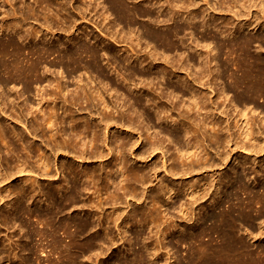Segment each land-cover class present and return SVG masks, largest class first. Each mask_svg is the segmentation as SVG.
I'll return each instance as SVG.
<instances>
[{
  "label": "bare ground",
  "instance_id": "6f19581e",
  "mask_svg": "<svg viewBox=\"0 0 264 264\" xmlns=\"http://www.w3.org/2000/svg\"><path fill=\"white\" fill-rule=\"evenodd\" d=\"M83 1V5H86L89 11L90 7H94L98 16L104 21L112 15L119 20V23L122 22L127 25L133 23L137 17H142L143 21L146 20V23L141 24V29H138L140 31L139 38L136 36L133 39L135 35H128L127 32L119 30L115 31L117 32L115 33L116 37L113 34L108 35L117 44L119 42L130 43L128 47L133 55L130 54L131 52L123 55L125 53L122 52V49L123 54L117 49L114 52L117 55L120 54L123 60L129 63V66L131 64L139 67L129 72L147 80L145 88L151 96H145L146 98L142 101L133 100L129 102L127 100V102L124 101L123 105H120L118 99L125 96L123 95L124 92L120 93L123 96L118 98L116 94L120 92V89L109 87L114 99H117L115 102L120 103L117 106L118 104L116 105L113 100L108 102L104 96V93L109 92V88L92 87L85 80L83 81L84 76L81 77L83 71L82 74L80 73L82 68L95 72L101 77H107L101 67L100 56L101 50L104 51L102 54H107L109 48H104V41H99L100 47L78 42V35L68 37L65 40L62 39L61 42L56 43L54 31L51 29V21L57 19L65 22L68 8L66 0H57V2L56 0H33L37 6H43V16L25 0H0V229L17 226L16 228L22 231L19 243L21 254L16 263L32 264V254H36V257H33L39 262L42 259L40 257L43 256L49 264H83L82 259L86 256L98 258L102 252H105L102 251L104 249L110 251V247L123 246V249L126 248L129 251L122 252L119 248L117 253L126 254L127 259L125 261L118 259L119 254L118 258L114 259L115 254L110 251L108 259L104 262L107 264H160L158 261L160 249L164 248L163 250L168 251V248L171 247L170 249L176 248L178 252V246L188 244L190 250L188 264H264V246L251 248L250 244L239 235L240 232L246 233L248 239L253 243L264 239V210H258L253 214L238 205L236 208L229 207L228 210H221L218 213L210 212V209L220 203L224 195L232 198L238 190L248 189L246 187L247 182H245L247 176L243 171H237V166L240 163L236 167H232L233 170L230 174L228 172L226 174L224 171L226 175L222 174L221 178L218 177L220 180L222 179L226 189L222 188L223 194L218 191L219 189L215 190L216 195H219L218 200L216 198L213 199L214 201L210 200L211 204L203 208L199 217L195 216L192 205L197 201V195L200 196V191L198 192L195 187L190 192L186 190V193L191 197V203L187 207L181 202V198H178L181 194L179 189L175 190L170 185L173 184V181L169 184L164 179L168 175L172 177V175L181 176L193 173L196 171V165L205 161L210 163L213 157L209 156L212 158L208 159L207 156L210 152L206 151V145L202 147L204 140L200 141L199 136L219 144L230 140L229 137H232V132H229L224 139L220 132H228L229 126H222L212 118L218 104L210 100L206 94L203 95L204 93H202V96L200 90L195 89L194 86L196 85L192 86L195 83L190 85L186 80L189 77L181 78L176 74L177 70L187 71V75H193L190 80H199L200 83L205 77L209 79L212 75V79L216 81L227 73L231 78V83L228 86L216 88V97L222 100L230 95L229 92L233 93V95L231 94L233 97L229 98V105L235 102V105L238 103L244 107V109L238 110L236 108L238 104L236 107L232 106L239 112L236 113L239 116L238 121L242 117H246L249 105L255 107L257 97L264 98V34H256L260 30L264 31V23L261 24V21L264 22V0H215V3H212L213 6L208 7L202 16L197 15L196 10L199 4L197 0H133L146 7L145 9L135 8L134 10L127 6V0ZM201 1L207 6L211 4L209 0ZM252 7H256L255 15L254 17L252 15L253 18H249L250 20L244 23L240 21V23L238 21L230 23L228 20L223 25L218 26L217 20L221 17L215 18L213 17L214 14L211 16L209 13L210 10L233 12V17L239 18L243 17L246 12L250 14ZM182 18L192 22H189L188 26L180 25L177 21ZM196 20H200L199 24L204 28L203 30L212 26L211 28L220 34L219 38L216 35H210V33L203 35L202 38L205 41L212 38L211 41L213 42L201 44V48H199V41L201 40H197L198 42L195 44L193 43L196 40L190 42L189 49H193L201 59L200 67L195 69L197 71L192 72L195 66L189 63L190 59H187L188 55L185 53L184 55L177 53V57L169 59L166 53L163 54V58H160L155 51H147L151 48L147 46H145L147 49L144 48L147 52L144 54L145 56L135 51L140 45L138 39H144L147 44H150L149 46L152 43L164 50L176 51L178 45L174 39L176 38L181 46L184 45L181 33L185 31L186 27H191V23L195 25ZM246 28L254 33L235 37L237 33L245 32ZM111 29L107 31L112 33L113 29ZM61 30L67 33L69 29L64 27ZM230 36L231 39L227 42L222 40V37L230 38ZM94 40L96 42V38ZM26 47L28 48L27 51L24 49ZM139 48L137 51H143L141 47ZM225 49L228 51V56L236 54L235 62L229 57L223 62L221 53ZM229 61H232L231 64H235L234 66L238 68L240 73L229 72ZM160 62L168 63L170 69L165 68L166 66L162 67L163 63L160 66ZM211 63H214L213 67L215 68H211ZM124 64L126 65V63ZM56 73L59 74L56 75ZM117 74L119 75V73ZM162 81L167 86H156V88L151 86L158 85ZM215 81L214 83H216ZM120 82L123 83L122 80ZM19 83H22V87H15ZM3 85H12L6 86L9 88V93L1 89ZM207 89L210 90L211 88L208 87ZM126 95H128L127 90ZM187 95L189 97H186ZM109 97H111V93ZM162 99H165L164 101L169 102V104L163 105ZM57 100L61 102V112H59ZM143 105L154 108V115H146L149 122L152 123L154 120L164 123L175 121L178 122L176 128H161L155 133H150L153 125L143 126L142 143L146 140L149 146L144 150L137 149L136 152L129 151L130 148L127 149L128 145L132 143L131 138L122 135L120 139L115 137L110 141L108 133L112 130V126H126L134 133H139L138 129L141 128L139 117L142 114L138 113V109ZM222 105L224 106V103ZM225 107L223 108L225 109ZM258 107L260 108L259 112L263 113V117L257 116L264 118V104L257 105ZM167 111H174L177 115L176 118H173L172 115L174 114L172 113L164 115ZM114 112L119 114V118H115L118 115H114ZM248 116L245 119V124L244 121L242 122L244 126L240 123L241 121L235 126L239 138H247V140L253 129L248 122L254 118ZM22 119L28 120V124L23 123V128L20 129L18 124H22L20 123ZM235 121L237 122V120ZM126 123L128 124L126 125ZM257 130V136L264 140V128L260 130L257 127ZM38 136L46 140L44 149L34 141L35 138L36 140L40 138ZM141 137L142 134L139 135L138 139ZM162 137L167 142L173 143L172 145L177 151L178 161L183 165L181 171H178V168L173 167V165L169 167V170L164 169L166 155L161 145L164 140ZM250 137L249 140H252ZM252 141L248 142L251 143ZM243 144L242 142L240 147H243ZM130 146L133 148L135 145ZM204 148H206L205 151H203ZM250 148L254 150L255 143ZM158 149H161L162 159L165 158L161 167H157L155 161L151 164L147 163V158L151 155L155 157V151ZM147 150L149 151L145 154ZM126 151H129L132 159L134 157L137 162H145L146 165L141 166V168H138L137 165V168L132 167L134 165L130 166ZM60 152L63 153L64 159L69 157L70 160L73 159V162L79 163L75 164L71 161L69 163L62 158L59 166L65 170V175L61 182L57 177L59 171L55 164L57 161H53V155L55 153L58 155ZM203 152L206 156L202 155ZM84 164L86 165L84 166ZM200 166L202 165L200 164ZM161 168L164 169L163 175H160ZM220 180L216 182L219 185ZM213 181L212 179L200 186L203 187L202 196L215 185ZM233 184L234 186H232ZM255 184L257 183L255 182ZM149 186L150 190L148 189ZM93 195L96 199L92 197ZM128 195L139 205L131 208L132 213L129 214V211L125 217H122V214L125 213L124 210L121 211L123 213L117 212L114 206L118 205L120 200H125L128 207L130 205L126 199ZM175 198L178 199L173 202ZM253 200L254 204L255 202L264 203V191L262 194L255 193ZM87 202H89L88 208L85 205ZM80 203L83 204L80 205ZM106 206L113 208L111 212L108 211L110 213H106ZM84 207L89 209L88 212L85 211ZM163 207L167 211L178 208V214L194 220L195 224L190 223L188 227L181 229L182 231H179L180 228L178 229L177 225L171 224V227L175 228V232L182 234L177 239L175 238V243L167 242L168 234L171 233L172 229L169 232L163 229L164 232L161 229L162 224L167 225V222L173 223L174 221L168 215L165 217V212L162 214ZM262 207L264 208V206ZM250 209L252 208L250 207ZM81 212H84L85 215L83 216ZM138 216L139 218H137ZM203 221L205 223L210 221V226L201 225ZM148 223L156 228V238L153 237L155 244L151 248L149 247L151 237L145 235V226ZM134 226L137 228L133 229L136 231L131 236L128 233ZM151 227L148 225V228ZM154 227L153 229H155ZM100 229L101 233L98 231ZM213 233L217 234L219 241L213 243L211 238L207 239L208 241L204 240L206 235L210 236ZM2 241L0 240V246L4 245L5 248ZM44 244L49 246V249H52V252L57 253L58 256L53 258L52 255H49L51 250L45 253ZM38 250L41 251L39 252L40 257V254L37 255ZM109 256H111L112 261L114 260L113 263H110ZM96 258L95 260H97ZM3 259L0 256V262ZM163 264H182V261L178 263L165 261Z\"/></svg>",
  "mask_w": 264,
  "mask_h": 264
},
{
  "label": "rangeland",
  "instance_id": "374dc122",
  "mask_svg": "<svg viewBox=\"0 0 264 264\" xmlns=\"http://www.w3.org/2000/svg\"><path fill=\"white\" fill-rule=\"evenodd\" d=\"M25 1H27V2H29L30 4H32L35 8H36V10H37V12L41 15V16H43V14H44V10H43V6H37L34 2H33V0H25ZM82 1L83 0H66V2H67V11H66V19H65V22H63V20H57V19H53L52 21H51V29L54 31V36H55V39H56V43H59V42H61V40L63 39V40H65V39H68V37H76L77 35H78V42H81V43H86V44H88V45H92V46H96L97 47V45H98V47H100L99 46V44L101 45V43L99 42V41H104V48L105 49H108V52H107V54H102V52L104 53V51H102L101 50V56H100V63H101V67L104 69V72L107 74V77L106 78H104V77H101L100 75H98L97 73H95V72H91V71H89V70H87V69H84V68H82V70H80V73L82 74V71H83V74L81 75V77H83L82 79H83V81L85 80V82H87L89 85H91L92 87H97V88H106V89H108L109 87H111V89L113 88V89H116V88H119L120 90V92L118 93V94H116L117 96H118V98L119 97H121V96H123V95H125V96H123V97H121V98H119L118 99V101L121 103H119V102H115V101H117V99H114V97H113V93L111 92V89L109 90V94L108 93H104V96H105V98L108 100V102L109 101H111V100H113L114 102H115V104L117 105V106H119V104L120 105H123L124 104V101L125 102H127V100L130 102H132L133 100H140V101H142V100H144L147 96L149 97V96H151L149 93H147V90H146V85H147V83H146V81L147 80H143V79H141L140 78V76L138 77L136 74H133V73H130L129 71H131V70H133L134 68H139V67H136L135 65H131L130 64V66L128 65L129 63H127V62H125L124 60H123V58H122V56L120 55V54H118L117 55V53L116 52H114V51H117V50H120V53L121 54H123V53H125V54H123V55H126V54H128V53H130L131 51V49L128 47L129 46V44L130 43H128V42H119L118 44H119V46H118V44L115 42V41H113L112 40V38H110L109 37V35L108 34H113L114 35V37H116L117 35L115 34V33H117V32H115V31H125V32H127V34L128 35H135V37H133V39L134 38H136V36H138L139 35V33H140V31L138 30V29H141V24H143V23H146V20L145 21H143V19H142V17H137V18H135L134 19V22L133 23H131L130 25H127L126 23H122V22H120L119 23V20H117V18H115V16H110V18L109 19H107L106 21H104L102 18H100L99 16H98V13L96 12L97 10H95V8L94 7H90V11H89V9H88V7L86 6V5H83V3H84V1H83V3H82ZM197 1H199V4H198V9L196 10L197 11V15L198 16H202V14H203V12H205V10H207V8L208 7H210L211 5H212V3L214 4L215 3V0H209L210 1V5H205V3H203L201 0H197ZM218 1V0H217ZM56 2H57V0H56ZM80 2H81V4H80ZM86 3H88V2H86ZM127 6H129L130 8H131V10H134L135 8H139V9H145L146 7L145 6H143L141 3H138V2H135V1H133V0H127ZM213 6V5H212ZM215 7H217V5H215ZM214 9H216V8H214ZM223 10H224V8H223ZM255 10H256V7H252L251 8V11H250V14L248 13V12H246L245 13V15L243 16V17H233V12H231V13H228V12H218L217 10L215 11H209V13L211 14V16L213 15V17H215V18H219V17H221V19H218L217 20V25L218 26H220L221 24L223 25L226 21H228L229 20V22L230 23H234V22H236V21H240L241 23H244V22H246L247 20H250L251 18H253L254 17V15H255ZM207 12V11H206ZM247 15V16H246ZM252 15H253V17H252ZM82 17V18H81ZM84 17V18H83ZM250 18V19H249ZM59 21H61V22H59ZM200 21V20H199ZM199 21H197L196 20V22H195V25H193V23H191L190 25H191V27H186V29H185V31H183L182 33H181V36H182V38L184 39V45H182L181 46V44H180V42L178 41V40H176V38L174 39V42H176V44L178 45V47H177V49H176V51L175 50H164L162 47H158V46H156L155 44H152L151 43V46H149L150 44H147L146 43V41L144 40V39H138L139 38V36H138V40L140 41V45H139V47H141V49H143V51H137V50H139L140 48L138 47V48H136V52H138V53H140V54H142V55H144V54H146L147 52H145V49H147V47L148 48H150V49H147V51H155L156 53H157V55H158V57H160V58H163V56L165 55V53L169 56V59L170 58H172V57H177L178 56V54L177 53H181V54H183L184 55V53H185V55H188L187 56V59H190V61H189V63H191V65L193 64L195 67H193V69L194 70H192V72L193 71H197V70H195L196 68L198 69V67H200V62H201V59H199V57H198V55H197V53H195L194 51H193V49H189V44H190V42H192V41H194V40H196V41H194V43L193 44H195V42H198L199 40H201V41H199L200 42V46H199V48H201V44L203 45V44H205V43H210V41L211 40H213L212 38H208V40L207 41H205L203 38H202V36L203 35H205V34H207V33H210V35H216L218 38H219V36H220V34H219V32L218 31H216L214 28H211L212 26H210L208 29L207 28H205V30H203L204 28H202L201 27V25L199 24L200 22ZM178 22V24H180V25H183V26H188V24H189V22H192V21H187L186 19H180V20H178L177 21ZM239 22V23H240ZM262 23L261 24H263L264 22L263 21H261ZM113 24H115L114 26H112ZM64 27H66L67 28V33H65L63 30H61V29H63ZM113 29V31H112V33H110L109 31H107V30H109V29ZM201 28V29H200ZM111 29V30H112ZM106 30V31H105ZM203 30V31H202ZM263 30H260V31H258V32H256V34H258V35H261L262 33L264 34V31L262 32ZM70 32V33H69ZM190 32H192V33H190ZM132 33V34H131ZM249 33H254L253 31H250V30H248V28H246V31L245 32H239V33H237L236 34V36L235 37H239V36H242V35H244V34H249ZM50 34V33H49ZM105 34H106V36H105ZM105 36V37H104ZM201 36V37H200ZM94 38H96V42H94L95 40H94ZM191 38H194V39H191ZM196 38V39H195ZM221 38V37H220ZM111 39V40H110ZM229 39H231V36H230V38H228V37H225V38H223L222 37V40H224V41H228ZM58 40V41H57ZM60 40V41H59ZM198 40V41H197ZM113 41V42H112ZM143 41V42H142ZM115 42V43H114ZM202 42V43H201ZM211 42H213V41H211ZM122 43H124V44H122ZM144 45V46H143ZM145 46H147V47H145ZM153 46V47H152ZM155 47V48H154ZM126 48V49H125ZM145 48V49H144ZM155 50H154V49ZM161 48V49H160ZM26 51L28 50V48L26 47V48H24ZM117 49V50H116ZM121 49H122V52H121ZM126 50V51H125ZM158 50V51H157ZM163 50V51H162ZM110 51V52H109ZM142 52V53H141ZM160 52V53H159ZM228 51H227V49H225V50H223V52L221 53L222 55V60H223V62H225V60H226V58H230V60H232V61H234L235 62V60H234V58H236V54H232V55H230V56H228L229 54L227 53ZM168 53H171V54H168ZM131 55H133V53L131 52L130 53ZM164 54V55H163ZM263 54H264V52H263ZM110 55V56H109ZM112 55V56H111ZM115 55V56H114ZM31 56V55H30ZM29 56V57H30ZM119 56H120V58H119ZM145 56V55H144ZM233 57V58H232ZM114 58V59H113ZM102 59V60H101ZM116 59V60H115ZM167 60H168V58H167ZM124 61V62H123ZM161 61V60H160ZM232 61H229L228 63V67L230 68V71L229 72H231V71H233V72H236V73H240L239 72V70H238V68L236 67V66H234L235 64H231L232 63ZM124 63H126V65L124 64ZM163 62H160V66H161V64H162ZM213 64L214 63H211V68L213 69V68H215V67H213ZM122 65H124V66H122ZM192 65V66H193ZM104 66V67H103ZM127 66V67H126ZM166 66V67H165ZM197 66V67H196ZM162 67H165V68H167V69H170V66L168 65V63H163L162 64ZM124 68V69H123ZM127 68H129V69H127ZM52 71H54L53 70V68H52ZM126 71V72H125ZM84 72H86V73H84ZM94 73V74H93ZM117 73H119V75L121 76H124V77H120ZM128 73V74H127ZM59 73H56V75H58ZM109 74V75H108ZM176 74H178L181 78H183V77H189V78H183V79H186L189 83H190V85H192L193 83H195V84H193L192 86H194V85H196V86H194L195 87V89H197L198 91L200 90V92H201V95H202V93H204L203 95H205L206 94V96H208V98L210 99V100H212L213 102H215L216 104H218V108H217V110L216 111H214L215 112V114L214 115H212V118L213 119H215L216 121H218L222 126H226V125H228L229 126V128H230V130L228 131V132H220L222 135V137L224 138V137H227V135L229 134V132H232V137H229V139L230 140H226V142L224 141V142H222V143H215V142H212V141H209L208 139H206V138H204L203 136H199L198 138L200 139V141H203L204 140V144L202 145V147H204L205 145V147L207 148V152L209 153L210 152V154L207 156L208 157V159H211L212 157V159H211V161H210V163H207L208 161H205L204 163H207L206 165L202 162V163H200L202 166H200V164H198V165H196V171L195 172H191L190 174H183V175H172V177L170 176V175H168V177H166V178H164L166 181L165 182H167V183H169V182H172L173 181V184H170V185H172L173 187H174V189L175 190H178L179 189V191L181 192V194L179 195L180 197H178V198H181V202H183L184 203V206H189V203H191L190 202V196L186 193L187 191H192V189H193V187H195V189H197V191L199 192L200 191V193L202 194V192H203V187H200V186H202L205 182H207V181H210V180H214L213 182H214V184L215 185H213L209 190H208V192L207 193H205V194H203V196L200 194V196L199 195H197V197H196V202L192 205V210H193V212H195V216L196 217H199V214H201L202 212H203V208L204 207H206V206H208L209 204H211V201H214L215 200V198L217 199L218 198V196L219 195H216V191L215 190H218L220 193H222L223 194V191L226 189V187H224V184H223V182H222V179L220 180V178L223 176V175H226L227 174V172L230 174L231 172H232V167L234 166V167H236L237 166V164L238 163H240V165L239 166H237V171H240V172H244L245 173V175L247 176L246 178H245V182H247V184H246V187H248V189H246V190H238V192H237V194L235 195V196H233L232 198H228V197H226L225 195H224V197L222 198V200L220 201V203L219 204H217L215 207H213L212 209H210V212H212V213H218L219 211H221V210H228V208L229 207H232V208H236V207H238V205H240L241 206V208H245V211H251L253 214H255L256 213V211H258V210H264V208L262 209L261 208V206H264V203H256L255 202V204L253 203L254 202V194L255 193H257V194H262L263 193V191H264V172H263V168L264 167H262V166H264V145H263V143H264V140H263V138L262 137H258L257 136V134H258V130H257V127H259L260 128V130L261 129H263L264 128V126H263V124H264V118H259L260 116L261 117H263V113H261V112H259L260 111V108L258 107L257 108V105L259 106V105H262V104H264V98L262 99V97H257L256 98V105H255V107H253V105H252V107H250V105L248 106L249 107V110H247V113H246V117H242V119H240V121H238V119H239V116L236 114V113H239L238 112V110L239 109H244V107L241 105V104H236L237 105V107H236V105H235V102H231L232 104H230L229 105V98H231V96L233 95V93L232 92H229L230 93V95L227 97V98H221L222 100H220V98H217L216 96V92H217V89L219 88V87H224V86H228L230 83H231V78L229 77V75L226 73L225 75H224V77H222V78H219V79H217L216 81L215 80H213L212 78H213V76L211 75L210 77H209V79H207L206 77L201 81V83H200V81L199 80H190L191 78L190 77H192V76H190V75H187L188 73H187V71H185V70H182V69H180L179 71L177 70V73ZM187 75V76H186ZM117 76V77H116ZM128 76V78H126ZM143 76H145V75H143ZM227 76V77H226ZM79 77V76H78ZM88 77H90V78H88ZM95 77V78H94ZM123 78V79H121L122 81H123V83H124V89H123V83L122 82H120L121 80H120V78ZM114 78V79H113ZM118 78H119V80H118ZM130 78V79H129ZM131 78H133V79H131ZM230 78V79H229ZM78 79V78H77ZM89 80V82H88V80ZM124 79H126V80H124ZM190 81H189V80ZM90 80H92V81H90ZM128 80V81H127ZM130 80H132V81H130ZM219 80V81H218ZM98 81V82H97ZM100 81V82H99ZM117 81H119V82H117ZM126 81V82H125ZM142 81V82H141ZM195 81V82H194ZM199 81V82H198ZM208 81V83L206 84V82ZM214 81L216 82V83H214ZM71 82H72V80H71ZM70 82V83H71ZM108 82V83H107ZM114 82V83H113ZM141 83V84H139V83ZM143 82H144V84H143ZM105 83V84H104ZM106 83H107V85H106ZM118 83H120V84H118ZM122 83V84H121ZM133 83V84H132ZM166 83H167V81H166ZM192 83V84H191ZM199 83V84H198ZM203 83V84H202ZM223 83V84H222ZM94 86H93V85ZM130 84V85H129ZM138 84V85H137ZM160 84V85H159ZM217 84V85H216ZM105 85V86H104ZM114 87H113V86ZM121 85V86H120ZM127 85V86H126ZM129 85V86H128ZM141 85V86H140ZM145 85V86H144ZM203 85V86H202ZM206 85V86H205ZM208 85H210V86H208ZM221 85V86H220ZM223 85V86H222ZM6 86L7 87H10V86H12V85H3L2 86V88L1 89H3V90H5L4 92H7V93H9V88H6ZM18 87V86H21L22 87V83L20 84H16L15 85V87ZM139 86V87H138ZM151 86H154V88H156V86H162V87H165V86H167L166 84H165V82H159L158 83V85H151ZM212 86V87H211ZM218 86V87H217ZM122 87V88H121ZM126 87H128V88H126ZM130 87H131V89H133V91H131V89H130ZM133 87V88H132ZM135 87H137V88H135ZM144 87V88H143ZM211 88L210 90L209 89H207V88ZM4 88H6V89H4ZM201 88H203L202 90H201ZM217 88V89H216ZM124 91H123V90ZM130 89V90H129ZM139 89V90H138ZM126 90H127V93H128V95H126ZM138 90V91H137ZM208 90V91H207ZM129 91H131V94H129L130 92ZM145 91V92H144ZM165 91V90H164ZM204 91V92H203ZM207 91V92H206ZM214 91V92H213ZM124 92V93H123ZM110 93H111V97H109L110 96ZM120 93H123V95H121ZM141 93H143V94H141ZM212 93V94H211ZM105 94H107V95H105ZM119 94H120V96H119ZM147 94V95H146ZM210 94V95H209ZM232 94V95H231ZM202 95V96H203ZM127 96H129V97H127ZM146 96V97H145ZM209 96H211V97H209ZM186 97H189V95H187ZM233 97V96H232ZM124 100H123V99ZM165 98V97H164ZM212 98V99H211ZM216 98V99H215ZM217 99H219V100H217ZM228 99V100H227ZM120 100H122V101H120ZM165 99H162V101H164ZM226 100V101H225ZM58 102H56L57 103V105H58V109H59V112H61L62 110H61V102L59 101V100H57ZM218 101V102H217ZM224 101V102H223ZM211 102V101H210ZM164 104L163 105H168L169 104V102H163ZM166 103V104H165ZM224 103V106L222 105ZM60 104V105H59ZM234 104V105H233ZM228 105V106H227ZM61 106V107H60ZM225 107V109L223 108V107ZM236 107V108H233V107ZM145 107V108H144ZM229 107H231V108H229ZM239 107V108H238ZM223 108V109H222ZM250 108H251V110H250ZM152 108L150 107V106H147V105H143L142 107H140L139 109H138V113H141L142 114V116H140L139 117V121H140V124H141V128H139L138 129V132L139 133H134V131L133 130H130L129 128H127L126 126H122V127H120V125H118L117 127H115V126H112V130H110L109 131V133H108V138H109V140L111 141V139H114L115 137H118V139H120L121 137H122V135L123 136H125V137H128V138H131V142L133 143H130L129 145H128V147H127V149L128 148H130V149H128L129 151L131 150V151H138V150H144V149H146L148 146H149V143H148V141H146V140H144V142H147V143H142V138L144 137V135H143V130H142V127L143 126H146V125H153V127H152V129L150 130V133H152V132H156L157 130H159V129H161V128H167V129H174V128H176V123H178V122H171V121H169V122H161V121H157V120H154V121H152V123L151 122H149V120H147L146 119V115H154L155 114V111H154V108L151 110ZM228 109V110H227ZM256 109V110H255ZM227 110V111H226ZM235 110V111H234ZM237 111V112H236ZM249 111V112H248ZM255 113H254V112ZM222 112V113H221ZM227 112V113H226ZM251 112H253V113H251ZM117 113V112H116ZM168 113L170 114V113H172V114H174V115H172L173 116V118H176V113L173 111V112H165V114L164 115H168ZM251 113V114H250ZM114 115H118V117L117 116H115V118H119V114L117 113V114H115V112L113 113ZM249 116H248V115ZM259 117H258V116ZM237 116V117H236ZM247 116L248 117H250V118H253V119H251L252 121L251 122H253V124H251V122H248V123H250L249 124V126L251 125V127L253 128V129H255V130H253L252 129V134L251 135H249L248 136V140H247V138L246 139H243L242 137V140H241V138H239L240 136H239V133L237 132V129H236V127L235 126H237L236 124L237 123H241L242 124V126H244V124H245V119L247 118ZM125 117H128V115H125ZM165 117V116H164ZM236 118V119H235ZM263 119V120H262ZM235 120H237V122L235 121ZM260 120V121H259ZM244 121V122H243ZM248 121H250V119H248ZM28 122V120H24V119H22V121L20 122V123H22V124H18V127L20 128V129H22L23 128V123H25V124H28L27 123ZM171 122V123H170ZM244 124H243V123ZM254 123H256V124H254ZM128 123H126V125H127ZM185 124L186 125H188V123L187 122H185ZM20 125V126H19ZM165 125V126H164ZM255 125V126H254ZM174 126V127H173ZM263 126V127H262ZM120 127V128H119ZM255 127V128H254ZM117 128H119V129H117ZM125 128V129H124ZM127 128V129H126ZM133 129V128H132ZM257 130V131H256ZM127 131V132H126ZM263 131V130H262ZM135 132H137V131H135ZM256 132V133H255ZM153 133V134H154ZM228 133V134H227ZM113 134H114V136H113ZM140 134H142V137H141V139H138L139 138V135ZM254 134V135H253ZM110 135V136H109ZM112 135V136H111ZM138 135V136H137ZM263 135H264V133H263ZM153 136V135H152ZM250 136H252L253 138H251ZM38 137H40V136H38ZM160 137H161V135H160ZM249 137L253 140H249ZM256 137V139H254ZM43 137H40V138H38V140H36V138H35V143H38V145L39 146H41V148L42 149H44V143L46 142V140H45V138H43ZM41 139V140H40ZM161 139V138H160ZM162 139H164L163 141H162ZM162 139H161V141H162V148L164 149V152H165V157H166V165H165V167H164V169L166 168V169H170L169 167L171 166L172 167V165H173V167H175L176 166V168H178L177 170L178 171H181L182 170V168H183V165H182V163L180 162V161H178V155H177V151H176V149H175V147H174V145H172L173 143H171V142H167V140H165V138H163L162 137ZM225 139V138H224ZM139 142H138V141ZM245 142H244V141ZM39 141V142H38ZM43 141V142H42ZM134 141V142H133ZM240 141H242L244 144H243V147H240L241 145H242V142H240ZM250 141H252L253 143H255V149L253 150V149H251L250 147H251V145H253V143L251 142V143H249ZM135 142H137V143H135ZM229 142V143H228ZM142 143V144H141ZM226 143V144H225ZM241 143V144H240ZM246 143V144H245ZM137 144V145H136ZM225 146H224V145ZM248 144H250L249 145V147H248ZM130 145H135V146H133V148L130 146ZM238 145V146H237ZM245 145V146H244ZM247 145V146H246ZM224 146V147H223ZM137 147V148H136ZM206 148H204V150L203 151H205V149ZM138 149V150H137ZM249 149V150H248ZM252 150V151H251ZM129 151H126V155H127V157L129 158L128 159V164L130 165V166H132V165H134V166H132V167H136V165H137V167L138 168H141V166H145L146 164H145V162L143 163V162H137L135 159H134V157H133V159H132V156H130L129 155ZM148 151L149 150H147L146 151V153L145 154H147L148 153ZM156 152V155H155V157L154 156H150V157H148L147 159V163L148 164H151L153 161H155V164L157 163V167H161V163L163 162V161H165V158L164 159H162L163 158V155L161 154V149H158L157 151H155ZM160 154V156H159V154ZM128 153V154H127ZM63 154V153H62ZM62 154H61V152L60 153H58V155L55 153V155H53V161H57L55 164H56V168H58L57 170H59L58 171V173H57V177H59V179H60V182H61V180H62V178H63V176L65 175L64 174V172H65V170H62L61 169V166H59V165H61V161L64 159L63 158V156H62ZM158 154V155H157ZM176 154V155H175ZM202 155H204V156H206L205 154H204V152L202 153ZM162 156V157H161ZM203 156V157H204ZM209 156H212V157H209ZM56 157V158H55ZM158 159H157V158ZM177 159H176V158ZM63 158V159H62ZM131 158V159H130ZM174 158H175V160H174ZM71 158H67V159H64V160H67L68 162L69 161H71V162H73V159L72 160H70ZM156 159V160H155ZM180 160V159H179ZM213 160V161H212ZM130 161V162H129ZM134 161V162H133ZM71 162H69V163H71ZM180 162V163H179ZM59 163V164H58ZM73 163H75V162H73ZM137 163V164H136ZM214 163V164H213ZM75 164H79L78 162L77 163H75ZM154 164V165H155ZM210 164V165H209ZM86 164H84V166H85ZM94 165V164H93ZM128 165V166H129ZM205 166V167H204ZM207 166V167H206ZM60 167V168H59ZM136 167V168H137ZM198 167V168H197ZM203 167V168H202ZM233 167V168H234ZM199 168H201V169H199ZM164 169L163 168H161L160 169V175H163L164 174ZM180 169V170H179ZM256 170H257V172H256ZM260 170H262V171H260ZM224 171H225V173L226 174H224ZM260 171V172H259ZM63 172V173H62ZM258 173H260V174H258ZM52 174H53V172H52ZM54 174H55V171H54ZM60 174H63V175H61L60 176ZM223 174V175H222ZM261 175V176H260ZM263 175V176H262ZM41 176V175H40ZM218 177H220V178H218ZM257 177V178H256ZM259 177V178H258ZM160 178V177H159ZM263 178V179H262ZM259 179V180H258ZM220 180L221 182H222V184H221V182H220V185L219 184H217L216 182H218V181ZM261 181V182H260ZM14 182V181H13ZM78 183H80L79 181H77ZM157 182V181H156ZM156 182H154L155 184H156ZM198 184H196V183ZM255 182L258 184V186H257V184H255ZM235 183V182H234ZM262 183V184H261ZM174 184H175V186H174ZM232 184V183H231ZM191 185H193V186H191ZM232 186H234V184L232 185ZM196 187H198V188H196ZM220 187V188H219ZM178 188V189H177ZM200 188H202V189H200ZM224 190H223V189ZM148 189L150 190V186L148 187ZM182 189V190H181ZM252 189V190H251ZM258 189V190H257ZM187 190V191H186ZM249 190V191H248ZM254 190V191H253ZM259 191V192H258ZM252 192V193H251ZM214 194H215V197H214ZM253 195V196H252ZM199 196V197H198ZM92 197H94V195L92 196ZM95 198V197H94ZM130 198V199H129ZM178 198H175V200L173 201V202H175V201H177V199ZM198 198V199H197ZM96 199V198H95ZM126 199H127V201H129V203H130V205L127 207L126 206V204H125V200H123V201H119V204L117 205L116 204V206H114V207H116V210H117V212H121V211H123V212H125V213H123V212H121V213H123L122 214V217H125L126 215H127V212H129V214L130 213H132L131 212V208H133V207H137L139 204L137 203V201H134L133 199H131V197L128 195V196H126ZM214 199V200H213ZM211 200V201H210ZM218 200V199H217ZM251 201V202H250ZM124 203V204H123ZM83 203H80V205H82ZM87 204H89V202H87L85 205L87 206ZM186 204V205H185ZM247 204V205H246ZM84 205V206H85ZM237 205V206H236ZM252 208V209H250V207ZM85 206V207H86ZM124 206H126V207H124ZM244 206V207H243ZM246 206V207H245ZM84 207V209H85V211L86 212H88V210L89 209H86ZM119 207V209H117ZM87 208H88V206H87ZM144 208V207H143ZM164 208V209H163ZM162 208V214H164V212H165V217H170V219H172L173 218V223H169V222H167V225L169 226H167L166 224H162L161 225V229L163 230H165L166 232H169V230L170 229H172L171 230V233H169L168 235V238H167V242H173V243H175V241H176V239L178 238V237H180V236H182V234L181 233H178V232H175V228H172L171 227V224L173 225V224H175V225H177L176 227L179 229V231H182L181 229H185L186 227H188L189 226V224L191 223L192 224V222H193V224H195L194 223V220H192V219H190V217H186V216H182V214H178V208L176 209V210H173V209H170V211H167V210H165V207H163ZM231 208V209H232ZM248 208H249V210H248ZM111 209V210H110ZM112 209L113 208H111L110 206H108V208H107V206H106V209H105V211H106V213H110L111 211H112ZM120 210V211H119ZM108 211H110V212H108ZM198 212H200V213H198ZM75 213H78V212H76L75 211ZM82 213V212H81ZM170 214V215H169ZM82 215L84 216L85 215V213L83 212L82 213ZM166 215H168V216H166ZM181 215V216H180ZM183 217V218H182ZM137 218H139V216L137 217ZM164 219V218H163ZM196 220H197V218H196ZM263 223H264V221H263ZM210 224H211V222L210 221H208L207 223H205V221H203L202 223H201V225H204V226H210ZM148 225L151 227V228H148ZM148 225H146L145 226V231H146V236H148V237H151L150 238V245H149V247L151 248L152 246H154V244H155V239L153 238V237H155V235H156V233H155V231H156V228L153 226V225H151V223H148ZM166 225V226H165ZM200 225V226H201ZM163 226H165V227H163ZM179 226V227H178ZM17 226H15L14 228H2V229H0V231H1V233H0V240L2 241V242H4V244H5V248H4V245H2V246H0V252L1 253H3V254H1L0 253V256H2L4 259L0 262V264H19V263H16V262H18L17 260H19V258H20V254H21V251L19 250V243H20V240H21V236H22V231H20L19 229H17L16 228ZM153 227L155 228V229H153ZM171 227V228H170ZM137 228V226H134L133 228H132V230L133 229H136ZM174 229V230H173ZM132 230L128 233V234H131V236H133L134 235V231H136V230H133V232H132ZM151 230H153V231H151ZM163 230V231H164ZM100 233H101V229L100 230H98ZM164 231V232H165ZM175 233V234H174ZM154 235V236H153ZM239 235H241L243 238H244V240H246L249 244H250V247L251 248H260V247H263L264 246V239H260V240H258V241H256L255 243H253L251 240H249L248 239V237L246 236V233H244V232H240L239 233ZM264 235V234H263ZM156 238V237H155ZM176 238V239H175ZM212 239V242L213 243H216V241H219V239H218V237H217V234L216 233H213L212 235H210V236H208V235H206L205 237H204V240L205 241H208L209 239ZM153 239V240H152ZM208 239V240H207ZM19 240V241H18ZM249 240V241H248ZM153 242V243H152ZM152 243V244H151ZM18 245V246H17ZM46 244H44V246H45ZM110 246V245H109ZM3 247V248H2ZM137 248H138V246H136ZM11 248V249H10ZM42 248V247H41ZM50 247L49 246H45V253H46V251H47V253L49 252L48 250H51V252H49V255H52V257L54 258V256H58V254L57 253H55V252H52L53 250L52 249H49ZM119 248L122 250V252L123 251H129V249H123L124 247L122 246H118V247H110V251H112V252H114V254H115V258L114 259H116V258H118V254H119V258L118 259H121L122 261L124 260H126L127 259V257H126V254H124L123 255V253L121 254V253H117V251L119 250ZM171 247H169L168 248V251L167 250H163L164 248H162V249H160L159 251H158V254H159V258H158V261H159V263L160 264H163V263H165V261H167L168 263H175V262H179V261H182V264H186L187 263V260H188V256L190 257V250H189V247H188V244H182V245H180V246H178V252H177V249L176 248H173V249H170ZM7 250H9V251H7ZM102 251H105V252H102L101 253V255L98 257V258H96V257H84L83 259H82V261H83V264H95V262H97V264H107V263H105L104 261L106 260V259H108V254L110 253V251H106V249H104V250H102ZM39 252H41L40 250H38V253H37V255H39L40 253ZM108 252V253H107ZM162 252V253H161ZM55 254V255H53V254ZM104 253H106L107 255H105ZM33 256H35L36 257V254L34 255V254H32V259H33V262H32V264H49V262L48 261H46L47 259H45L43 256L42 257H40L41 256V254L39 255V257H40V262H39V260H36ZM51 257V258H52ZM103 257V258H102ZM107 257V258H106ZM47 258V257H46ZM56 258V257H55ZM95 258L97 259V260H95ZM45 259V260H44ZM87 259V260H86ZM109 260H110V263H113L114 262V260L112 261L111 260V256H109ZM112 261V262H111ZM36 262V263H35ZM48 262V263H47ZM188 264V263H187ZM196 264H198V263H196Z\"/></svg>",
  "mask_w": 264,
  "mask_h": 264
}]
</instances>
